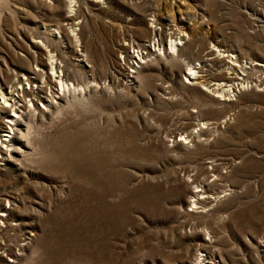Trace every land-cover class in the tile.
<instances>
[{
  "label": "rangeland",
  "instance_id": "obj_1",
  "mask_svg": "<svg viewBox=\"0 0 264 264\" xmlns=\"http://www.w3.org/2000/svg\"><path fill=\"white\" fill-rule=\"evenodd\" d=\"M73 3L0 0V264H264V0Z\"/></svg>",
  "mask_w": 264,
  "mask_h": 264
},
{
  "label": "bare ground",
  "instance_id": "obj_2",
  "mask_svg": "<svg viewBox=\"0 0 264 264\" xmlns=\"http://www.w3.org/2000/svg\"><path fill=\"white\" fill-rule=\"evenodd\" d=\"M67 1V4H68V8H69V12L70 11H72V7H73V1L74 0H66ZM75 6V5H74ZM73 15V14H72ZM185 35V34H184ZM168 40H169V48L167 49V50H163L164 52L162 53L163 55L164 54H166V55H176V50H178V48H176V46L178 45L179 46V38H171V37H169L168 36ZM77 41V40H76ZM178 42V43H177ZM78 45V44H77ZM213 49V48H212ZM139 50V49H138ZM217 49H215V51H216ZM217 51H220V50H217ZM152 52H154V50L152 51ZM144 55V54H143ZM148 55V54H147ZM159 55V54H158ZM178 55V54H177ZM168 56V57H169ZM223 57H225V56H227L228 58L230 57V61L231 62H228V63H231V65H234V66H246V64H248V63H244V64H241V62H237V61H235L236 59H235V57L236 56H234L233 54H227V55H222ZM173 57V56H172ZM52 58H53V56H52ZM48 59H49V61H50V66H51V69H49V70H51V73H52V76L55 78V80L57 81V84H56V87H59L57 90H59L62 94H65L66 92L68 93L69 92V90H70V93H71V91L73 92L74 91V93L75 92H78L77 90H81V89H83L82 87H81V85H79V86H75V85H73V84H71V83H67V82H64V81H62L61 80V78H59L58 76H60L61 75V73H60V71H58V70H56V68L55 67H53V66H55V65H52V60H51V57L50 56H48ZM140 59L142 60L143 59V56L142 57H140ZM146 59V58H145ZM79 61V60H78ZM53 64H55V63H53ZM256 64V63H255ZM258 64H260L259 66L260 67H263L264 68V64H261V63H257V65ZM195 64H193V66H191V65H185L186 66V69H185V71L187 72V73H185L184 75H185V77H186V80H185V82L186 83H189V84H191V83H194V81L192 82V80L193 79H197L198 77H201V76H199L198 75V73H197V71L195 70V69H193V68H198V67H196V66H194ZM248 66V65H247ZM60 67V66H59ZM199 67H201V66H199ZM251 67V66H250ZM233 68V67H232ZM237 68V67H236ZM59 69V68H58ZM227 69V68H226ZM232 70H234V69H232ZM230 73V72H229ZM228 73V74H229ZM240 73V72H239ZM244 74V73H243ZM48 75H50V74H48ZM51 75H50V77H52ZM61 77V76H60ZM232 78V77H231ZM239 79V78H238ZM240 80V79H239ZM242 81H243V78L241 79ZM198 81V80H197ZM205 81V80H204ZM245 81V80H244ZM196 82V81H195ZM197 83H200L201 84V81L200 82H197ZM243 83H245V82H243ZM242 83V84H243ZM248 83V82H247ZM208 84V83H207ZM206 83H204L203 85L201 84V86H202V90L203 91H205V92H207V91H210V92H214V94H213V97H218V100L219 99H223V93H225L226 91L227 92H233L234 93V89H237V88H239L238 89V93L240 92V89H241V87H244L243 85L241 86V85H237V83H235V84H233L234 85V87H233V89H232V84H227L226 85V87L225 88H221V86L222 85H224V84H220V83H212L213 85H214V87L212 88V89H210L208 86H211V85H207ZM230 85H232V86H230ZM248 85V84H247ZM245 86H246V84H245ZM218 88H220V91H219V89ZM247 88V87H246ZM245 88V89H246ZM64 91H66V92H64ZM80 92V91H79ZM81 93V92H80ZM55 94V93H54ZM61 94V95H62ZM228 94V93H227ZM0 95H2V98H4L3 97V94H0ZM220 96H221V98H220ZM225 99V98H224ZM223 99V100H224ZM233 99V98H232ZM4 101H5V99H4ZM52 103V102H51ZM16 105V104H15ZM5 106H8V105H5ZM5 106H3V107H5ZM13 106V105H12ZM2 107V108H3ZM51 107V106H50ZM44 109V108H43ZM14 113H13V115H10L9 116V118H8V124H12V125H14L15 123H17V121L18 120H16L17 118L16 117H18V118H20L21 116H22V114L21 113H18V111H16V110H12ZM22 112V111H21ZM26 116V115H25ZM205 125H206V123H200L199 124V128H203V127H205ZM204 129V128H203ZM3 141H5V140H3ZM2 141V142H3ZM2 148V147H1ZM198 191V190H197ZM197 191H193V193L194 194H196V192ZM202 197H200V199H201ZM197 201V199H194L193 200V202H191V203H193V205L195 204V202ZM4 215V213H2L1 214V216H3ZM201 258V259H200ZM199 259L200 260H198L197 262L195 261V264H200V262H204V259H202V255H199Z\"/></svg>",
  "mask_w": 264,
  "mask_h": 264
},
{
  "label": "built area",
  "instance_id": "obj_3",
  "mask_svg": "<svg viewBox=\"0 0 264 264\" xmlns=\"http://www.w3.org/2000/svg\"><path fill=\"white\" fill-rule=\"evenodd\" d=\"M133 66H137V64L134 62L133 64H132ZM131 72V71H130Z\"/></svg>",
  "mask_w": 264,
  "mask_h": 264
}]
</instances>
